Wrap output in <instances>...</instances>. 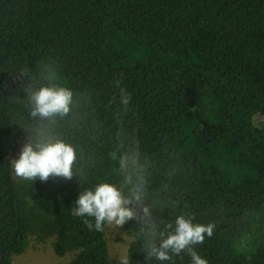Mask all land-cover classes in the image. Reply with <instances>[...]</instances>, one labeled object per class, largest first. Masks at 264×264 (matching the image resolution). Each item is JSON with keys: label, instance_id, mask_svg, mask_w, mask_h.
I'll use <instances>...</instances> for the list:
<instances>
[{"label": "trees", "instance_id": "trees-1", "mask_svg": "<svg viewBox=\"0 0 264 264\" xmlns=\"http://www.w3.org/2000/svg\"><path fill=\"white\" fill-rule=\"evenodd\" d=\"M50 84L73 92L52 131L77 175L32 184L11 162L42 123L25 89ZM126 174L161 230L183 212L215 224L195 247L208 264H264V0H0V264L50 242L71 257L58 264H116L107 226L89 232L71 209L99 182L128 195ZM127 226L129 264H146Z\"/></svg>", "mask_w": 264, "mask_h": 264}, {"label": "clouds", "instance_id": "clouds-1", "mask_svg": "<svg viewBox=\"0 0 264 264\" xmlns=\"http://www.w3.org/2000/svg\"><path fill=\"white\" fill-rule=\"evenodd\" d=\"M28 69H22L21 76H28ZM49 74L43 79L51 81ZM114 84L120 89L119 101L125 109L131 103V96L121 87V81ZM30 117L38 120L41 126L32 130L28 142L22 147L19 158L11 162L15 176L24 181L36 180L47 182L50 178L72 180L77 175V152L74 146L66 143L52 131L57 118L67 117L73 105V92L62 86L50 84L39 88L26 87ZM43 122H46L44 124ZM127 165L122 161L121 168ZM83 183V177H80ZM124 186L129 187L125 195L122 188L116 185L99 182L80 193L71 209V215L80 218L89 232L103 233L109 228L123 227L129 221L141 224L140 232L144 239L146 264H175L174 257H190V264H208L195 250L206 238L215 232V224L195 222V216L183 212L175 217L174 222L167 224L166 230L153 220L152 210L144 204L145 190L140 183H134L132 174H126ZM119 264H129L127 257Z\"/></svg>", "mask_w": 264, "mask_h": 264}, {"label": "rangeland", "instance_id": "rangeland-1", "mask_svg": "<svg viewBox=\"0 0 264 264\" xmlns=\"http://www.w3.org/2000/svg\"><path fill=\"white\" fill-rule=\"evenodd\" d=\"M135 227L138 229L141 227V224L136 221ZM134 238V233L130 231L127 223L117 229L107 227L106 239L110 260L119 264L120 259L127 257L128 248L134 241ZM70 259V256L64 258L57 256L54 253L51 242L44 245L33 243L24 255L15 258L14 264H58L66 263Z\"/></svg>", "mask_w": 264, "mask_h": 264}]
</instances>
